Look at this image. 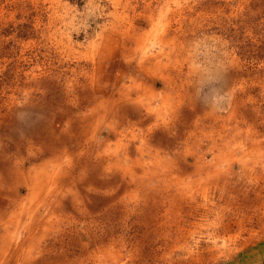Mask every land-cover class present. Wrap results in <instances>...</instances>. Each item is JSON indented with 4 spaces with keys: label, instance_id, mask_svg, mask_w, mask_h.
I'll list each match as a JSON object with an SVG mask.
<instances>
[{
    "label": "rangeland",
    "instance_id": "1",
    "mask_svg": "<svg viewBox=\"0 0 264 264\" xmlns=\"http://www.w3.org/2000/svg\"><path fill=\"white\" fill-rule=\"evenodd\" d=\"M42 163L18 264H241L264 244V0H0L3 203Z\"/></svg>",
    "mask_w": 264,
    "mask_h": 264
},
{
    "label": "bare ground",
    "instance_id": "2",
    "mask_svg": "<svg viewBox=\"0 0 264 264\" xmlns=\"http://www.w3.org/2000/svg\"><path fill=\"white\" fill-rule=\"evenodd\" d=\"M101 113V112H100ZM127 125V124H126ZM120 143V142H119ZM92 145V144H91ZM88 148V147H87ZM89 149V148H88ZM91 150V149H90ZM66 151V150H65ZM63 154H65V153H63ZM88 154V153H87ZM102 155V154H101ZM114 155V154H113ZM116 155H118V154H116ZM44 156V155H43ZM56 156H57V154H56ZM37 156H35V158H36ZM118 157V156H117ZM34 158V157H33ZM116 158V157H115ZM31 159V158H30ZM42 159V158H41ZM72 159V158H71ZM118 159V158H117ZM72 161V160H71ZM31 162V161H30ZM55 163H57V162H55ZM70 163V162H69ZM54 164V163H53ZM117 164V163H116ZM50 165V164H49ZM61 165V164H60ZM63 165V164H62ZM69 165V164H68ZM81 165V164H80ZM111 165V164H110ZM34 166H37V164L36 165H34ZM33 166V167H34ZM64 166H66V165H64ZM50 167H51V165H50ZM53 167V166H52ZM110 167V166H109ZM35 168V167H34ZM55 168V167H54ZM54 168L53 169H51V171H48V170H46V168H45V164H44V166H43V163L41 164V167H40V172H39V174L37 175V177H36V183H32V184H27L28 186V190H29V192H28V194H27V196L26 197H23L22 198V200L20 199L19 200V193H17L16 191H15V189H16V187H17V185H14V190L12 191L13 193H15L14 195H13V197L15 198V199H12V197L9 199L8 198V200L10 201L8 204H5V203H3L4 202V200L5 199H1L2 198V196H0V205H2L0 208H1V210L2 209H4V208H7L8 207V205L10 206L11 204H13V206H14V213H13V215H11V216H9L8 218L6 217V213L5 212H2V211H0V223H1V226H0V230H3L4 231V234L5 235H2V237H1V243H2V248L0 249V264H6L5 263V261H7V260H9V259H11V258H15V262L16 263H14V264H18V257H21L24 261H21V263H26V260H28L29 258H28V256H29V251H27V252H24L23 251V249L24 248H22V252H18V250H19V248L17 249V251L16 252H13L11 255H8V248H9V245H10V243L12 242V239L14 238V234H15V232L16 231H18V230H21V231H26V232H28V234H29V240L30 241H32L31 240V236H35L36 237V235L41 231V230H39L41 227H42V229L43 230H46L47 229V227L45 226V225H43L42 226V224H44V223H42V224H39L40 223V221H41V216H39V215H37V214H31L30 216H29V222L28 223H26L25 222V220H23V216L25 215V213H26V206H27V204H26V202L27 201H32L33 199H35L39 194H38V192H40L39 190H40V188H41V186L42 185H44V183L45 182H48L49 183V181L50 182H56L57 181V178L59 177V169H57V170H54ZM66 168V167H65ZM71 168V167H70ZM117 169H118V167H116ZM122 168V167H121ZM17 168H11V170L10 171H12L11 173H9L7 176H8V179H10V180H12L14 183H19L20 185H22V183H23V181H25L24 180V176L26 175H22L21 173H14L15 174V176L13 177V170H16ZM124 169V168H123ZM126 171H127V169H126ZM129 171V170H128ZM135 171H136V169H135ZM16 172V171H15ZM21 172V171H20ZM25 172V171H24ZM28 172V171H27ZM30 172V171H29ZM67 172V171H66ZM69 172V171H68ZM125 172V171H124ZM63 173H65V172H63ZM30 174V173H29ZM67 174V173H66ZM28 176V175H27ZM26 176V177H27ZM2 177V176H1ZM62 177V176H61ZM64 177V176H63ZM32 178H33V176H32ZM30 180V179H29ZM40 180H41V182H40ZM42 181H43V183H42ZM0 182L2 183V181L0 180ZM29 182V181H28ZM55 184V183H54ZM51 185V184H50ZM24 187V186H23ZM43 188V187H42ZM50 190H52V189H50ZM46 194V193H45ZM47 195V194H46ZM48 196V195H47ZM46 196V197H47ZM44 198V197H43ZM49 198V197H48ZM12 199V200H11ZM50 202H51V200H50ZM50 202H49V205L52 207V205L50 204ZM30 203V202H29ZM52 203V202H51ZM41 204H42V201H41ZM41 204H38V206L39 205H41ZM48 204V203H47ZM30 206V205H29ZM2 207H4V208H2ZM40 208V207H39ZM52 209V208H51ZM31 210V209H30ZM52 211V210H51ZM51 213V212H50ZM47 215V214H46ZM52 218V217H51ZM44 220V219H43ZM46 220V219H45ZM51 220V219H50ZM28 221V220H27ZM47 221V220H46ZM45 221V222H46ZM49 221V220H48ZM51 222V221H50ZM47 223V222H46ZM55 225V224H54ZM12 229V230H11ZM44 232V231H43ZM25 234V233H24ZM13 236V237H12ZM40 236V235H39ZM42 238H43V236H42ZM41 238V239H42ZM40 240V239H39ZM29 241V242H30ZM33 241H34V239H33ZM30 244H31V242H30ZM18 245V244H17ZM29 245V244H28ZM19 246V245H18ZM30 246V245H29ZM15 247V246H14ZM13 247V248H14ZM19 253V256H17V254ZM28 254V255H27ZM21 260V259H20ZM13 262V261H12ZM8 263V262H7Z\"/></svg>",
    "mask_w": 264,
    "mask_h": 264
},
{
    "label": "crops",
    "instance_id": "3",
    "mask_svg": "<svg viewBox=\"0 0 264 264\" xmlns=\"http://www.w3.org/2000/svg\"><path fill=\"white\" fill-rule=\"evenodd\" d=\"M241 264H264V244L244 256Z\"/></svg>",
    "mask_w": 264,
    "mask_h": 264
}]
</instances>
